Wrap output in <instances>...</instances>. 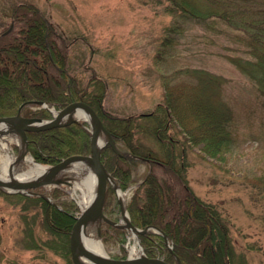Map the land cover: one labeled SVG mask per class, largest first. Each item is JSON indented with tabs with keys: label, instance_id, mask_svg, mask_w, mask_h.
I'll list each match as a JSON object with an SVG mask.
<instances>
[{
	"label": "rangeland",
	"instance_id": "rangeland-1",
	"mask_svg": "<svg viewBox=\"0 0 264 264\" xmlns=\"http://www.w3.org/2000/svg\"><path fill=\"white\" fill-rule=\"evenodd\" d=\"M22 1L35 3L66 37L68 68L81 88L90 83L93 90L100 81L105 83L104 108L114 115L136 116L151 111L164 99V78L182 66L205 68L225 77L223 96L234 110L235 144L220 157L206 155L199 146H193L188 153L187 176L197 195L216 204L226 217L237 254L249 264H264V110L254 82L238 65L240 59H252L245 34L218 21L209 26L175 17L169 11L168 0H0V29L10 23L7 13L12 5ZM175 20L180 23L181 33L173 46H164L166 28ZM160 47L168 48L163 61L156 57ZM50 106L60 109L49 102L30 103L22 112L51 119L54 111ZM85 126L91 132L90 124ZM4 138L13 154L22 152L18 133H7ZM135 141L159 148L144 129H137ZM118 145L128 149L124 141ZM28 155L37 160L30 151ZM3 156L0 144V163ZM150 170L148 161L139 162L127 188L119 186L124 195L109 183L106 215L125 222L119 197L127 206ZM157 172L163 174L159 168ZM61 177L69 182L33 188L29 193L0 189V264H69L63 245L54 243L55 249L45 245L51 233L44 225L43 207L35 199L41 197L61 211L74 213L77 219L82 212L85 177L66 169ZM15 193L26 197L11 196ZM89 227L111 257H127L133 246L134 256L142 253L141 245L145 249L140 234L130 229H116L105 221L100 225L90 223L85 231ZM152 239L160 240L155 233ZM167 249L163 245L156 255L164 258Z\"/></svg>",
	"mask_w": 264,
	"mask_h": 264
},
{
	"label": "trees",
	"instance_id": "trees-1",
	"mask_svg": "<svg viewBox=\"0 0 264 264\" xmlns=\"http://www.w3.org/2000/svg\"><path fill=\"white\" fill-rule=\"evenodd\" d=\"M168 2L175 17L209 26L218 21L245 34L252 59H240L238 65L254 82L264 110V0ZM7 16L10 23L0 29V115L14 114L22 103L31 100L53 103L58 108L76 100L88 102L117 145L119 141L127 144L126 151L118 145L119 153L110 144L102 150V160L121 188H127L139 162L150 163V172L127 205L133 223L159 226L183 264H249L237 254L230 225L220 208L197 195L187 176L188 153L193 146H199L206 155L220 157L235 144L234 110L223 96L225 77L205 68L182 66L164 78V99L151 111L136 116L114 115L104 108V82L93 90L90 83L81 88L70 73L67 39L35 3H14ZM180 29L179 21L172 22L166 28L163 45L173 46ZM167 51L160 47L157 59L163 61ZM42 114L46 116L45 111ZM86 124L78 121L30 131L29 151L43 162L90 153L91 132ZM139 128L147 131L159 148L135 141ZM11 196L26 197L22 193ZM35 199L43 207L44 225L51 233L45 245L52 249L54 243L63 245L62 252L69 264H74L70 258L74 213L61 211L41 197ZM153 233L160 240L152 239ZM140 236L149 256H157L166 244L161 233L150 231ZM164 258L175 260L170 249Z\"/></svg>",
	"mask_w": 264,
	"mask_h": 264
},
{
	"label": "water",
	"instance_id": "water-1",
	"mask_svg": "<svg viewBox=\"0 0 264 264\" xmlns=\"http://www.w3.org/2000/svg\"><path fill=\"white\" fill-rule=\"evenodd\" d=\"M30 103L46 104L44 102L31 100L30 102H25L21 104L16 114L0 116V123L3 122L7 123L8 125L10 124L9 128L5 130L7 133L16 132L20 135L23 143L22 152L24 153V155L29 152L28 132L46 130L54 127L64 126L75 121H79V119L77 118L66 117L68 114L78 109H84L90 115L87 121L91 125L92 132L91 151L88 154H72L60 160L56 164L49 165L51 166V168L36 180L22 182L19 180L10 181L0 177V189L8 192L29 193V191H31V189L33 188H38L49 184L59 185L60 183L69 182L68 179H64L59 175H61V173L65 169H67V167L74 161H88L93 167L97 176V195L95 201L92 204L82 209V212L79 216H77V219L72 227L70 236V246L72 260L74 264H183L181 258L174 252L173 247L169 245L168 235L159 226L149 225L145 228H140L132 222L125 202L121 197H119V201L121 203V212L125 223H119L117 221H114L106 215L104 211V205L109 182L113 183L117 192L120 190V188L113 180L111 173L107 170V167L102 160V149L106 145L110 144L116 152L119 153L120 150L117 147V144L111 132L105 126L102 118L100 117L96 109L86 101L76 100L68 104L64 108L57 110V114L53 113V117L51 119H44L39 116H26L22 113L23 107ZM102 133L105 134L107 137V140L103 144H101L99 141L100 135ZM40 194L48 200H51L45 194ZM103 221L109 222L120 227H127L132 230L136 235H139L140 233H145L149 230H154L155 232L163 234L166 240V244L173 252L176 261L169 262L158 256H149L144 253L142 245L141 254L135 257L128 256L127 258H114L111 257L109 254H100L91 251L84 245L81 238V233L86 230L87 226L90 223L98 222V224L100 225ZM98 234H101L100 227L98 228Z\"/></svg>",
	"mask_w": 264,
	"mask_h": 264
},
{
	"label": "bare ground",
	"instance_id": "bare-ground-1",
	"mask_svg": "<svg viewBox=\"0 0 264 264\" xmlns=\"http://www.w3.org/2000/svg\"><path fill=\"white\" fill-rule=\"evenodd\" d=\"M50 109L57 114V110L53 106H50ZM89 116L90 115L86 110L78 109L68 114L66 117L77 118L79 120H87ZM9 125L3 122L0 123V144L5 151V156L2 157V161L0 163V168L2 169V171H0V177L10 181L19 180L22 182H27L40 178L51 168V166L40 163L35 160L31 155H24L23 152H21L17 156L13 154L7 139H1L4 137V135L7 134L5 130L9 128ZM16 140L18 142H21L18 138ZM106 140V135L102 133L99 139L100 143L103 144ZM21 146L23 149L22 142ZM66 170L75 171L79 173L82 177H85L84 183L86 186V190L83 189V195L80 202L82 203V209L88 207L95 201L97 195V176L93 167L88 161L78 160L71 163ZM59 176H62V173ZM79 185L80 184H77L74 187L77 188L79 187ZM119 193L121 195L123 194L121 190H119ZM81 238L84 245L91 251L100 254H108L104 249L101 240L95 237L94 232L90 229V227L87 231H83L81 233ZM134 249L135 246H133L131 250H129L131 257H135Z\"/></svg>",
	"mask_w": 264,
	"mask_h": 264
}]
</instances>
